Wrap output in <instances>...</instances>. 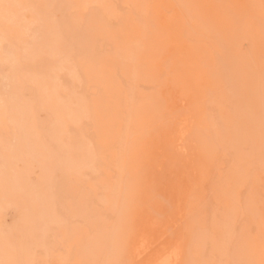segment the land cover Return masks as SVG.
Here are the masks:
<instances>
[{
  "label": "rangeland",
  "instance_id": "rangeland-1",
  "mask_svg": "<svg viewBox=\"0 0 264 264\" xmlns=\"http://www.w3.org/2000/svg\"><path fill=\"white\" fill-rule=\"evenodd\" d=\"M0 264H264V0H0Z\"/></svg>",
  "mask_w": 264,
  "mask_h": 264
},
{
  "label": "bare ground",
  "instance_id": "bare-ground-1",
  "mask_svg": "<svg viewBox=\"0 0 264 264\" xmlns=\"http://www.w3.org/2000/svg\"><path fill=\"white\" fill-rule=\"evenodd\" d=\"M167 258H168V257H167ZM167 258L165 259V261L169 259V258H168V259H167ZM169 260H170V259H169ZM169 260H168V262H169ZM158 262H159V261H158ZM164 263H165V262H164Z\"/></svg>",
  "mask_w": 264,
  "mask_h": 264
}]
</instances>
